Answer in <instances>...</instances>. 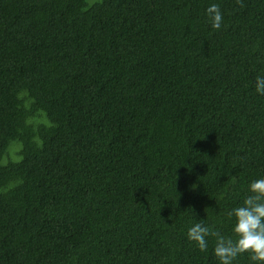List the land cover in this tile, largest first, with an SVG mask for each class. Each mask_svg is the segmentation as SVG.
Masks as SVG:
<instances>
[{
  "label": "trees",
  "instance_id": "16d2710c",
  "mask_svg": "<svg viewBox=\"0 0 264 264\" xmlns=\"http://www.w3.org/2000/svg\"><path fill=\"white\" fill-rule=\"evenodd\" d=\"M243 4L0 0V264H219L188 229L231 235L264 178V0Z\"/></svg>",
  "mask_w": 264,
  "mask_h": 264
},
{
  "label": "clouds",
  "instance_id": "9594fccd",
  "mask_svg": "<svg viewBox=\"0 0 264 264\" xmlns=\"http://www.w3.org/2000/svg\"><path fill=\"white\" fill-rule=\"evenodd\" d=\"M243 8V0H236ZM206 14L214 30L221 28L223 14L218 4H211ZM255 91L264 95V76L255 81ZM248 195L242 205L230 210L227 215L234 219L231 235H222L219 231L203 223H194L187 231V239L194 242L201 252L208 249V239L215 238L213 253L219 264H233L237 257L248 254L253 264H264V178L251 181Z\"/></svg>",
  "mask_w": 264,
  "mask_h": 264
}]
</instances>
